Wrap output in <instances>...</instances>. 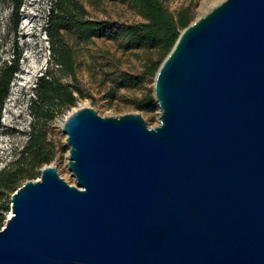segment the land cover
I'll return each mask as SVG.
<instances>
[{"label": "water", "instance_id": "obj_1", "mask_svg": "<svg viewBox=\"0 0 264 264\" xmlns=\"http://www.w3.org/2000/svg\"><path fill=\"white\" fill-rule=\"evenodd\" d=\"M159 122L80 107L71 184L44 166L11 196L0 264H264V0H224L154 79Z\"/></svg>", "mask_w": 264, "mask_h": 264}, {"label": "rangeland", "instance_id": "obj_2", "mask_svg": "<svg viewBox=\"0 0 264 264\" xmlns=\"http://www.w3.org/2000/svg\"><path fill=\"white\" fill-rule=\"evenodd\" d=\"M76 1L85 8L87 19L109 21V28L114 34L126 26L145 22L130 6L129 0ZM210 1L213 0H164L163 5L174 17L182 8H190L192 24L206 13V4ZM53 6L54 0H26L20 11L21 22L14 34L11 31L10 6L7 1L0 0V65L12 59L13 45L21 52L20 70L15 75L2 113L0 171L15 164L22 157V150L31 142L39 141L53 157L48 163L34 167L32 180L41 177L44 166L54 165L66 181L75 184L67 167L70 147L62 131V122L74 110L92 107L103 117L137 113L150 127L157 126L159 108L154 96L155 78L150 68L159 55L156 49H128L130 43L124 44L122 38L108 39L105 32L83 37L79 31L65 26L60 32L64 42L73 48L77 83L59 71L55 76L71 89L79 86L82 94H74V107L56 106L50 113L45 112L46 108L36 111L33 108L34 89L38 78L47 69L52 54L46 28ZM150 96L155 103L153 110L146 109V100ZM30 168V165H26L25 169ZM13 193L5 194L0 199V204L8 206L7 212L0 211L4 216L0 230L11 214L10 199Z\"/></svg>", "mask_w": 264, "mask_h": 264}, {"label": "trees", "instance_id": "obj_3", "mask_svg": "<svg viewBox=\"0 0 264 264\" xmlns=\"http://www.w3.org/2000/svg\"><path fill=\"white\" fill-rule=\"evenodd\" d=\"M11 9L12 32L16 34L21 22L20 11L26 0H5ZM164 0H129L130 6L140 15L145 22L126 26L117 34L109 28V21L87 19V12L83 5L76 0H54L48 17L46 28L51 43L50 63L44 73L38 78L34 89V110H44L50 113L56 106L74 107L76 105L75 93L82 94L79 86L72 89L62 84L55 76L59 71L64 76L71 77L77 83L76 61L73 48L64 42L60 30L68 26L80 33L83 37H91L97 32H105L108 39L122 38L125 43H130L128 49L148 48L158 50L159 58L150 68L151 75L156 73L174 47L182 30L191 23L190 8H182L177 17L172 16L163 5ZM21 52L13 45L12 59L0 65V131L3 128L2 113L6 100L10 95L11 85L15 75L20 70ZM147 110H153L155 103L150 97L146 100ZM43 105V106H42ZM42 106V107H41ZM53 154L47 150L42 142H31L22 150V157L10 167L0 171V199L5 194L13 193L27 180H32L31 173L34 167L48 163ZM30 165V170L25 169ZM0 211L7 212L8 206L0 204ZM4 216L0 214V222Z\"/></svg>", "mask_w": 264, "mask_h": 264}, {"label": "bare ground", "instance_id": "obj_4", "mask_svg": "<svg viewBox=\"0 0 264 264\" xmlns=\"http://www.w3.org/2000/svg\"><path fill=\"white\" fill-rule=\"evenodd\" d=\"M222 1H224V0H213V1H210L208 4H206V8H205L206 9V12H208L209 10H211L214 6L218 5ZM63 123H64V121L62 122V126H63Z\"/></svg>", "mask_w": 264, "mask_h": 264}]
</instances>
